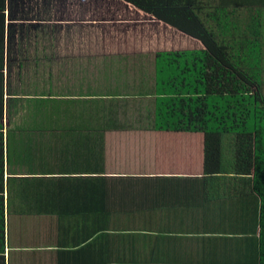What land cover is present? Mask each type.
I'll use <instances>...</instances> for the list:
<instances>
[{"label":"trees","instance_id":"obj_1","mask_svg":"<svg viewBox=\"0 0 264 264\" xmlns=\"http://www.w3.org/2000/svg\"><path fill=\"white\" fill-rule=\"evenodd\" d=\"M8 1L0 0V264H6L5 249L11 246L7 217L16 214L52 215L61 226L79 222L54 251L56 264L63 253V264H221L207 261L202 252L195 261H170L165 256L170 251L154 250L151 242L153 235L168 234L166 228L145 229L143 218L155 220L176 205L173 198L186 193L187 178L117 174L125 169L108 173L106 133L141 128L202 135L206 176L199 178L204 191L197 197L207 203L216 199L224 207L235 203L234 215L248 218L251 227L233 238L254 243L253 259L239 256L222 264H264V0H123L201 47L140 54L131 67L145 69L139 79L126 71L125 54L113 59L73 47L64 58L53 55L52 64H42L48 71L40 82L33 79L45 50L35 49L32 56L34 36L31 42L12 38ZM5 52L17 64V79L22 84L27 79V94L20 97L5 94ZM96 57L102 60L92 66ZM55 65L68 71L71 85L57 87L50 77ZM148 65L152 71L147 72ZM12 98L30 101L33 112L16 115L8 127L6 106ZM74 200L81 217L71 222L67 216ZM81 203H90L93 211L83 215ZM121 228L132 245L119 244ZM233 248L231 253L245 251L242 244Z\"/></svg>","mask_w":264,"mask_h":264},{"label":"crops","instance_id":"obj_2","mask_svg":"<svg viewBox=\"0 0 264 264\" xmlns=\"http://www.w3.org/2000/svg\"><path fill=\"white\" fill-rule=\"evenodd\" d=\"M6 16L8 20L10 17L8 12H6ZM34 21L32 20V22ZM7 28L10 30V27ZM8 30L6 31V38ZM14 32L15 41L21 38L27 40V29L15 28ZM195 41L198 42V46L195 48H200L201 43L196 39ZM72 82L73 80L69 84L71 85ZM166 134L178 133L143 128L136 132L133 129H127L106 133V140L109 145L108 154L110 155L107 160L113 159L115 161V165L107 166L108 173L116 174L112 172L125 169L127 171L117 174L187 178V181H184L185 185L182 186L186 193L173 198L176 200V205L160 214L155 220L143 218L145 225L148 226L145 229L150 227H153V230L166 228L165 232H168V234L152 236L151 242L154 245V250L159 246L162 251H170L165 256L170 261L176 262L195 261L200 256V252L211 263L234 262L240 257L246 261L253 259L254 243L250 239H244L241 242V240L233 238L236 236L243 237L241 233L244 228L251 227L248 225V218L241 219L234 215L237 214L235 211L237 205L231 203L228 207H224L218 205L216 199L207 203V198L197 197V195H202L204 191L201 189L204 184L199 178L206 176L202 174V137L199 154L193 157L188 154L191 153V149L181 144L178 149L174 148L176 149V153H174V145L166 144L167 138L163 136ZM162 138L163 143L160 141ZM152 145L154 148L150 149ZM116 148L121 152L118 153ZM195 177L198 179L189 182L188 178L193 179ZM206 191L207 189L205 190L207 197ZM183 196L184 199L181 200L180 197ZM191 200L193 201L192 204ZM178 203L179 205H177ZM76 204L77 201L74 200L72 207L70 205L71 212L68 214L67 220L71 222L80 220L81 217ZM81 207L84 211L83 215H85V210L88 213L90 210L93 211V206L90 203L86 205L81 203ZM163 215H167V217H163ZM84 217L82 220L85 219ZM78 223H74L72 226H61L58 218L48 214H16L7 217L8 238L11 246H6L5 249L6 264H56L54 251L64 246L65 239L75 233ZM125 232L121 228L118 237L119 244L130 246L132 245L130 238L123 236ZM241 244L245 250L243 254H239L236 250L231 253V250L234 249L233 246H240ZM66 257L67 253H63L58 264H63Z\"/></svg>","mask_w":264,"mask_h":264},{"label":"rangeland","instance_id":"obj_3","mask_svg":"<svg viewBox=\"0 0 264 264\" xmlns=\"http://www.w3.org/2000/svg\"><path fill=\"white\" fill-rule=\"evenodd\" d=\"M8 5L9 9L6 8L5 11L8 12V16H11L8 20L6 16V24L9 21L12 38L14 39L15 28L23 30L24 25L27 24V41L31 42L34 36L30 43L32 46L29 48L32 56L35 49L45 50L42 54L39 51L41 54L39 56L40 66L37 68L40 73L33 79L36 82L46 78L45 75L42 77V74L48 70L42 64L47 65L48 62L52 64L51 57L53 55L64 58V55L67 54L65 52L72 50L73 47L74 50L81 49L84 53L113 55V59L117 55L125 54L126 64L124 67L126 71L134 79H139L142 77L141 70L145 71V69L131 67H133V60L140 54L145 56V54H152V51L161 48L185 49L198 46V42L192 37L151 19L150 16L132 5L129 6L123 0H9ZM21 13H27L29 17L27 15L22 17ZM45 13L48 14L45 16ZM33 19L34 22H32ZM42 28H44L45 34L41 32ZM9 57L12 55L5 52L3 72L7 74L8 85L5 87V94L14 92L17 93V97H20L21 94H27V79L25 84L17 79V64L10 62ZM141 59L145 61L146 58L142 57ZM101 60V57L93 58L91 65L97 64ZM33 63L30 61L27 64ZM78 63H80V59L75 63L71 62L69 67L72 68ZM117 65L120 66L118 62ZM146 67L147 72L152 71L149 65ZM108 70L110 76L113 77L114 73L109 68ZM23 71L24 69L21 75H24ZM50 71V77L53 78L57 87L68 85L72 80L65 75L68 71L59 69L57 65ZM29 104L30 101L25 102L17 98L7 101L8 127L14 125L16 115L33 112V107ZM24 115L27 119V114ZM4 122L7 124L6 120ZM163 136L167 138L166 144L174 145V153L181 144L191 149V153L188 154L193 157L198 156L202 137L200 133L190 132ZM160 141L163 143V138ZM154 145L150 149H153ZM222 148L224 156H228L230 147L227 138L223 140ZM109 165H115V161L110 160Z\"/></svg>","mask_w":264,"mask_h":264}]
</instances>
